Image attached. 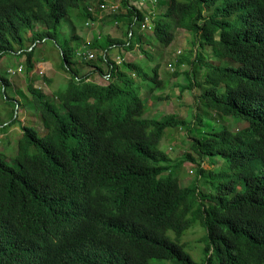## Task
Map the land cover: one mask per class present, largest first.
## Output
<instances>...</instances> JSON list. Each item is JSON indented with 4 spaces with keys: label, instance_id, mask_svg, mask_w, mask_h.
<instances>
[{
    "label": "trees",
    "instance_id": "1",
    "mask_svg": "<svg viewBox=\"0 0 264 264\" xmlns=\"http://www.w3.org/2000/svg\"><path fill=\"white\" fill-rule=\"evenodd\" d=\"M158 5L166 9L153 20L152 35L141 31L152 15L121 0L125 13L111 12V21L124 23L125 39L108 35L87 43L73 34L59 43L58 27L70 10L97 20L87 0H0V60L26 56L30 73L37 42L49 40L68 78L52 96L29 87L46 133L23 125L15 165L0 154V264H149L151 259L196 264L167 235L174 231L178 239L196 220L206 229L203 264H264V0H158ZM177 29L194 33L197 46L178 60L190 65L183 71L186 89L200 86L209 110L245 122L235 131L223 125L191 138L199 162L195 180L185 187L180 169L197 161L188 153L172 163L158 144L168 128L189 122L175 113L144 117L137 79L126 77L148 78L153 93L163 85L159 63L149 74L135 62L116 65L110 54L132 51L136 43L152 59L144 46L153 41L171 46ZM85 47L107 66V83L91 80L103 73L101 63L87 62L94 70L80 75L77 52ZM206 47L218 62L237 67L206 61ZM199 68L207 73L204 84ZM0 81L6 94L10 82ZM196 119L202 120L198 114ZM9 124L0 122V131ZM216 158L226 160L233 174L210 191L213 172L203 164L208 159L215 166Z\"/></svg>",
    "mask_w": 264,
    "mask_h": 264
},
{
    "label": "rangeland",
    "instance_id": "2",
    "mask_svg": "<svg viewBox=\"0 0 264 264\" xmlns=\"http://www.w3.org/2000/svg\"><path fill=\"white\" fill-rule=\"evenodd\" d=\"M114 1V2H113ZM157 0H146L144 2L145 11L151 14L157 20L160 18V14L165 12L166 7H161L156 2ZM92 5L91 9L93 14L96 15V19L93 25L89 19L90 25H86V20L79 17L77 10H70V14L67 18L62 19L58 27V42L62 43L73 34L80 36L83 40L94 33L96 29L100 31V40H105L107 36H113L125 39L119 32L122 29L126 30L122 21L112 23L111 7L117 8V14L121 12V0H111V4H107L105 9H100L97 0H87ZM154 2V3H153ZM131 5L136 7L140 0H130ZM148 7V9H146ZM154 11V15L152 12ZM99 18V19H98ZM236 17L230 20V23H235ZM145 33V32H144ZM147 35H152L153 31L146 32ZM218 34L215 39L218 40ZM82 40V42H83ZM85 41V40H84ZM195 36L194 33L177 29L175 31V40L169 47L160 45L157 41L148 43L145 47V51L152 55V59H149L140 48H134L129 59H126V53L122 52L125 57V61L136 62L138 65L147 69L149 74L153 73V67L159 63V77L163 85L155 88L153 93L149 92L150 80L138 78L132 73H128L126 77H133L137 79L138 94L145 100L146 111L144 117L153 119H160L166 114H178L183 119H186L189 123L187 126L177 127L174 129L168 128L165 131V135L161 138L158 144V149L168 154L171 162H176L183 159L188 153H191L195 160V164L192 162H185L182 165L179 173L180 185L185 187L192 183L196 178V166L199 162L198 156L191 150V138L200 137L203 133L209 132L212 128H219L223 125L230 130L235 131L245 125V122L238 117L220 116L218 113L209 110L206 106L205 100L201 98L202 88L198 85H194L192 89H186V80H184L183 71L190 69V65L185 63L183 65L178 64V60L182 55H192L197 51V46L194 45ZM27 42V41H26ZM30 45L28 41L27 46ZM113 52V50H111ZM178 51H181V55H177ZM95 57L97 53L93 50ZM206 61H210L216 65L237 67L236 63L230 61H217L213 55V48L206 47L202 51ZM121 54H112V60H115V56ZM18 55V54H17ZM34 61L33 70L29 73L26 66V56H11L7 55L0 60V78L4 77L9 80L10 85L7 87L6 94L3 85L0 81V122L3 124H9L14 120L16 116L18 119L14 124L8 125L7 129L1 128L0 131V154L3 155L10 164L15 165L14 157L18 153L19 140L23 135V125L36 127L38 133L43 135L46 133V129L42 125V119L36 107L34 106V99L32 93H30L29 87L39 88L47 95L52 96L59 86H64L67 83V75L60 70V58L57 47L49 40H42L37 42L32 57ZM79 61L78 69L84 72L90 70V66L93 63H100L97 57L91 63ZM104 65V64H103ZM20 66H23V71L18 73L17 70ZM102 66V64H101ZM172 68L174 70H172ZM201 69V68H199ZM8 70L17 72L16 74L8 73ZM105 71L107 72V66L105 65ZM105 72V73H106ZM174 73H181L179 76H175ZM206 70H199L198 78L204 84ZM108 81V80H107ZM63 88V87H61ZM224 86L219 88V91H223ZM8 96V98H7ZM20 105V106H19ZM19 108V110H18ZM196 114L202 118L199 125ZM17 127L16 129H13ZM188 127H191L189 135L187 134ZM217 164L214 166L209 163L208 159L203 164L204 170L212 169V175L207 179L208 187L210 191L215 190L220 184L230 178L233 174L229 169L226 160L216 158ZM215 181V182H213ZM200 185L205 188L204 181L200 182ZM241 182L237 184V192L242 190ZM168 237L179 243L183 251L190 257V259L196 264H203L206 261L207 254L205 248L207 246L206 229L200 223L199 220L194 221L189 228L183 231L182 235L177 239L174 231H168ZM149 264H174L170 261L151 259Z\"/></svg>",
    "mask_w": 264,
    "mask_h": 264
},
{
    "label": "built area",
    "instance_id": "3",
    "mask_svg": "<svg viewBox=\"0 0 264 264\" xmlns=\"http://www.w3.org/2000/svg\"><path fill=\"white\" fill-rule=\"evenodd\" d=\"M144 2H146V0H140V3L136 4V8L138 5H140L141 7H138V9H143L145 8V5H144ZM154 3V2H153ZM101 8H103V6H101ZM116 8H112V12L115 13ZM153 17V16H152ZM152 17H148L145 19V22L144 24L141 26V31L142 32H151L153 31V27H154V24H153V20L154 18ZM86 25H90V22L87 21L86 22ZM134 47H138V45L135 43V46ZM181 51H178L177 55H181ZM100 54L104 57L105 56V52H100ZM77 58L80 60V61H83V62H92L94 61V59L96 58L95 57V54L93 52V50H91V48L89 47H85V48H80V50H78L77 52ZM125 60L124 57H120V56H117L114 60L115 64L116 65H120L123 61ZM172 70H174L172 68ZM23 71V66H20L17 70L18 73H21ZM17 72L13 71V70H8V73L10 74H16ZM101 76H103L102 78L105 79L106 81L110 79V75L106 72L105 74H102Z\"/></svg>",
    "mask_w": 264,
    "mask_h": 264
},
{
    "label": "crops",
    "instance_id": "4",
    "mask_svg": "<svg viewBox=\"0 0 264 264\" xmlns=\"http://www.w3.org/2000/svg\"><path fill=\"white\" fill-rule=\"evenodd\" d=\"M108 1H111V0H103V5H100V9H105L106 8V5L107 4H111V2H109V3H107ZM98 2V1H97ZM114 2V1H113ZM157 3H158V0H157ZM131 4V3H130ZM135 4V3H134ZM101 6H103V8H101ZM138 7H141L140 5H138L137 6V8ZM112 8H118V7H115V6H112L111 7V12H112ZM115 9V10H116ZM143 9H145V8H143ZM142 9V10H143ZM146 9H148V7H146ZM92 10V9H91ZM92 12V14H93V11H91ZM113 13V12H112ZM121 14H123V13H125V10H121V12H120ZM93 17H96V15H94L93 14ZM99 19V18H98ZM89 21V20H88ZM97 22H98V20H96ZM93 23H94V21H92V23H91V25H93ZM99 24H100V22H98V27H99ZM124 29H122V31L121 32H119L123 37H124ZM92 34V36H89V37H87V38H85L84 40L88 43V42H92L93 40H95V38H97V37H99L100 35H102V34H100V31H99V29H96V31H94V33H91ZM135 48V47H134ZM120 51H121V54H119V55H117V56H122L123 55V53L122 52H124V53H126L127 55L125 56L126 57V59H129L130 60V57L129 56H131V54H132V52L134 51V50H132V51H129V52H125L124 50H122V48H120ZM118 53V52H117ZM110 54L112 55V54H114L113 52H110ZM116 54V53H115ZM117 56H115V57H117ZM124 56V55H123ZM124 57V58H125ZM101 63V62H100ZM136 63V62H135ZM102 64V66H101V69L103 70V73L102 74H105V64L104 63H101ZM104 64V65H103ZM90 68V70H88V72H84L83 70H79V72H80V75L81 76H83V75H86V74H89V73H91L93 70H94V67H92V66H90L89 67ZM102 74H99V73H96L95 75H93L92 77H91V80H94V81H96L97 83H99V84H105V83H107V81L105 80V79H103L102 77L103 76H101ZM65 86V85H64ZM64 86H59L60 88L61 87H64ZM146 118H149V117H146ZM181 118H183V117H181ZM42 121V120H41ZM43 125V124H42ZM44 127V126H43ZM17 127H14L13 126V129H16ZM36 128V127H35Z\"/></svg>",
    "mask_w": 264,
    "mask_h": 264
},
{
    "label": "clouds",
    "instance_id": "5",
    "mask_svg": "<svg viewBox=\"0 0 264 264\" xmlns=\"http://www.w3.org/2000/svg\"><path fill=\"white\" fill-rule=\"evenodd\" d=\"M117 12V11H116Z\"/></svg>",
    "mask_w": 264,
    "mask_h": 264
}]
</instances>
